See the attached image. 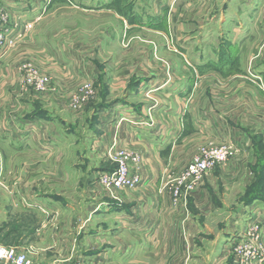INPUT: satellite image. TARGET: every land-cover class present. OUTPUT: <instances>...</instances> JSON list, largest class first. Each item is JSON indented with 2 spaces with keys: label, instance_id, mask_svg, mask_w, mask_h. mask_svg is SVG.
Here are the masks:
<instances>
[{
  "label": "crops",
  "instance_id": "0c3cea01",
  "mask_svg": "<svg viewBox=\"0 0 264 264\" xmlns=\"http://www.w3.org/2000/svg\"><path fill=\"white\" fill-rule=\"evenodd\" d=\"M149 1L138 0L137 5L141 6L146 2L155 7L158 2ZM159 1H163V16L166 17L164 22L167 23L164 25L165 30L157 32L159 41L162 42L163 35L170 37L178 29L183 35V41H180L184 46L181 47V53H178L179 61H172L170 75L151 66V74L143 77L146 79L144 84L143 81L132 82L130 88L133 94L128 92L124 98L118 95L120 89H117L124 87L123 82L120 86H114L106 79L109 64L107 67H97L90 63L88 68L85 66L82 69L87 76L93 77L96 70L103 74L98 79L97 92L90 99H96L100 90L103 92L105 89L109 94L108 99H99L103 105L97 113L94 127L93 150L106 152H101L99 156L101 169L97 171V175L118 166L116 162L119 156L116 153L117 149L122 148L140 156L138 164H133L131 160L129 162L142 175V186L118 191L114 197L97 184V175L90 172L88 176H82L87 182L92 181L90 190H84L78 195L70 192L68 197L64 192H55L53 197L44 195L31 185L34 182L38 184L37 178L29 180L27 176L13 178L0 175V194L8 201L6 217L0 220L2 244L18 248L27 257L33 255L41 264H75L81 260L83 264H234L233 247L236 237L233 239V234L236 217L232 218V225L226 226L221 222L212 226L209 221L226 206L230 195L224 189L218 191L214 183L218 180L219 184L225 185L227 178L229 184L238 183L241 187L240 192H237L239 194H235L239 205H235L233 214L245 209L250 218L254 215L253 220L259 223L256 234L259 238L262 237L261 243L264 245V197L256 193L251 195L249 202L245 203L244 199L248 188L259 177L251 168V129L255 126L254 121L262 120L263 117L261 112L257 114L245 108V122L240 123V126L237 124L238 127L235 123L231 124L229 120L240 114L237 113L236 106L232 107L231 98L228 100L231 109L221 110V97L214 93L213 82L220 79L226 81L225 74L221 71L235 70L242 51L235 50L241 48L237 38L244 31L243 43L247 42L251 37V29L243 26L244 22L235 14L229 15L233 18L228 19L230 24L235 20V25H231L234 26L233 36L231 34L232 37H229L227 32L216 33L219 30L217 24L221 27L228 17L220 7L225 3L229 5L231 0H186L194 8L189 12H180L181 18L170 15L171 10L175 13L180 10L181 0L178 6L175 4L177 1L174 3L176 6H173L174 0ZM248 5H251L250 2ZM252 14L251 10L250 17ZM148 15L143 18L145 25L154 27L150 14ZM203 15L206 18L203 19ZM176 18L181 23L179 28L170 26ZM123 21L130 26L127 20ZM194 21L202 24V30L196 34L190 32L189 24ZM149 27L147 31H154ZM188 27L190 31L187 30ZM183 29L185 32L182 33ZM220 36L227 41V50H219V44L223 41ZM214 40L217 42L212 46ZM193 42L194 47L191 45ZM208 46H212V49L207 50ZM170 57L173 59L171 55ZM207 73L215 79L205 77ZM262 75L264 80L263 72ZM200 78L208 80L207 86L201 89L199 86L196 88ZM142 94L145 95L143 99L140 98ZM130 95H134L136 100H129ZM260 97L264 98V94ZM187 98L190 102L184 111L181 101ZM115 116L132 119V123L118 128L111 121ZM26 133L27 129L14 126V121L9 117L0 116V143L10 147L13 135ZM203 143L231 144L244 153L245 159L240 158L216 167L188 190L186 183L180 184L181 175ZM106 161L111 163L110 167L105 164ZM84 163L89 165L88 161ZM76 165L79 164L75 163L74 167ZM260 178H263L264 187V176ZM56 180L57 177L55 182ZM12 183L19 184V187H14ZM179 184L181 195L175 198L173 188ZM51 198L55 199V234L59 233L55 237L53 249L49 243L44 242L46 237L43 235L46 231L53 230L44 222L47 209H51L49 205H54L46 206ZM17 205L19 210L16 212L12 210V206L16 209ZM52 211L53 209L50 212ZM47 219L46 222H51L48 216ZM215 220L218 221L219 218L215 217Z\"/></svg>",
  "mask_w": 264,
  "mask_h": 264
},
{
  "label": "rangeland",
  "instance_id": "374dc122",
  "mask_svg": "<svg viewBox=\"0 0 264 264\" xmlns=\"http://www.w3.org/2000/svg\"><path fill=\"white\" fill-rule=\"evenodd\" d=\"M162 2L158 0L156 6L152 7L146 2L138 6V0H0V36H2L0 37V116L9 117L14 121V126L27 129L26 135L12 136L10 147L0 143L1 176L13 178L27 176L29 180L37 178L38 184L34 182L31 185L44 195H53V197L55 192H64L68 197L70 192H76L78 195L84 190H90L92 181L87 182L82 176H88L90 172L96 176L97 171L101 169L99 156L101 152L104 154L106 152L93 150L94 127L97 113L103 105L100 104V100L108 99L109 94L105 89L101 92L99 88L96 99L86 98L84 103L83 101L77 103L78 98L84 96V88L87 84H91L97 92L98 79L103 75L96 70L93 77L87 76L82 69H85V66L88 68L90 63L97 67L101 65L107 67L109 64L106 79L114 86H120L123 82L124 87L117 89H120L118 95L124 98L128 92L133 94L130 88L132 82L143 81L144 84L146 79L143 77L151 74V66L158 67L160 71L170 75L172 61H179L178 53H181L184 44L181 43L183 35L178 32L179 29L177 33L175 31L171 33L170 37L167 34L163 35L164 39L162 42L159 41L157 32L161 29L165 30L164 25H167L164 22L166 17L163 14L165 9H162ZM182 2L173 1L177 6L180 3L178 8L180 10L177 13L171 10V17L177 15L181 18L180 12H189L194 8L193 4H188L186 0ZM248 2L251 5H248ZM175 4L173 6H176ZM223 5L220 8L228 17L226 23L222 22L221 27L219 23L217 24L219 30L216 33L227 32L229 37H232L234 26L231 25H235V20L230 24L228 19L236 14L240 16L239 20L242 19L244 22L243 26L251 29V37L243 43L245 38L243 31L237 38L241 48L235 50H242L238 56V64L235 70L221 71L225 74L226 81L214 80V93L221 97L222 111L231 109L228 100L232 99L231 105L233 108L236 106L240 115L233 116L229 121L231 124L235 123L236 127L237 124L245 122L244 114L247 110L257 114L261 112L263 117L262 120H255L256 127L253 126L251 129L253 138L251 168L259 177L244 194L246 203L249 202L251 195L256 193L264 197L263 178H260L264 176V98L260 97L264 94L262 75V72L264 73V0H231L229 5L226 3ZM251 10L253 14L250 17ZM148 14L154 27L145 25L146 21L143 18L149 16ZM204 17L206 18L205 15L203 19ZM123 19L127 20L130 26H127ZM177 19L174 23H169L170 26L179 28L181 23ZM189 25L191 31L189 27L187 30L193 34L202 30V24L200 25L199 22L194 21ZM147 27L154 31H147ZM219 38L224 39L222 36ZM216 42L217 40H214L211 45H215ZM89 43L91 46H88ZM191 45L193 46L194 42ZM55 46L58 48L55 49ZM212 46L211 48L208 46L207 50L212 49ZM227 49V41H221L219 50ZM208 74L205 77H213ZM40 82L43 89L38 87ZM207 83V79L200 78L196 88L206 87ZM143 96L145 95H140V98L143 99ZM187 99L181 101L184 111L190 102V99ZM129 100L134 101L136 97L130 95ZM111 121L118 128L132 123V119L118 116ZM26 139L29 141L26 142ZM209 146L217 145L200 144L192 160L202 148ZM123 152L128 151L117 149L116 154L119 156L117 164ZM240 158L245 159V156L238 149L228 162ZM246 159L248 160V156ZM84 161H88L89 165ZM75 163L79 165L74 167ZM105 164L108 167L111 165L108 161ZM220 165L223 164H217L208 173ZM206 176L207 173L204 178ZM55 177H57L56 182ZM227 180L226 178L225 185L219 184L218 180L214 183L218 191L224 189L230 195L220 213L210 218V224L216 226L217 222H221L225 226L232 225V218L236 217L233 234V239L236 237L233 247L234 264H240L237 248L243 244L251 252L256 251L255 264H264V251L260 254L258 252L259 246L264 250L262 237L259 238L256 234L259 223L253 220L254 215L250 218L245 209L233 214L235 205H239L235 194L240 192L241 187L238 183L229 184ZM12 184L14 187H19V184ZM53 199L51 198L46 206L54 204L55 199ZM49 206L51 209L47 211L53 209L50 212L52 215L50 216L46 211L44 222L53 230L46 231L43 235L46 237L44 242L49 243L50 248L53 249L55 237L59 233L55 234V204ZM14 208L12 206V210H19V205ZM7 209L8 201L0 194V220L6 217ZM47 216L51 222H46ZM215 217L219 220H215ZM222 232L223 230L220 233ZM51 242H53L52 246ZM28 258L35 264H41V261L35 260L33 255ZM75 264H83V260Z\"/></svg>",
  "mask_w": 264,
  "mask_h": 264
},
{
  "label": "built area",
  "instance_id": "2783aa9c",
  "mask_svg": "<svg viewBox=\"0 0 264 264\" xmlns=\"http://www.w3.org/2000/svg\"><path fill=\"white\" fill-rule=\"evenodd\" d=\"M2 37V36H0ZM42 88L41 82L38 85ZM95 89L91 84H87L84 88V96L78 98L77 103L90 99L95 95ZM87 98V99H86ZM76 105V104H75ZM237 148L231 144H220L217 146H209L202 148L196 157L187 165L185 171L181 175L180 184L186 183V189H192L200 182L206 173L217 164H225L233 158ZM129 160L133 164L140 162V156L134 152H123L120 154L118 166L110 171H102L97 176V184L104 190L108 191L111 196H116L118 191L133 190L143 184L142 175L131 167ZM177 185L173 188L174 197L181 195V186ZM264 250L258 247L259 254ZM240 264H255L257 261L256 251L251 252L246 245L237 248ZM0 263L3 264H35L30 261L27 255L18 250L14 246L4 245L0 242Z\"/></svg>",
  "mask_w": 264,
  "mask_h": 264
}]
</instances>
